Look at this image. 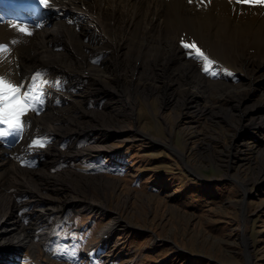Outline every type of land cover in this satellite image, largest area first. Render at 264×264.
I'll return each mask as SVG.
<instances>
[{
    "label": "rangeland",
    "instance_id": "rangeland-1",
    "mask_svg": "<svg viewBox=\"0 0 264 264\" xmlns=\"http://www.w3.org/2000/svg\"><path fill=\"white\" fill-rule=\"evenodd\" d=\"M67 1L49 0L47 7ZM103 1L108 8L112 6V1ZM213 1L193 0L190 4L188 0H181L185 9L174 12L164 1L154 5L159 8V18L152 22L139 20L144 13V7H139L134 20L138 24L131 22L125 26L138 28L147 24L151 33L144 39L150 43L159 31L163 35L160 41L188 34L182 40L194 42L203 51L213 62L209 68L215 75L205 74L203 62L191 58L181 46V40H169L181 50L174 54L182 57V62L192 61V69L203 75L202 85L197 88L184 77L179 79L173 74L178 70L177 64L170 65L174 62L169 64L164 54L150 56L151 49L140 43L139 38L118 37L114 30L109 33V26L105 24L103 29L112 36L118 49L141 54V59L138 63L133 57L122 61L118 53L117 59H112L108 68L102 69H111L107 76L92 75L98 77L100 90L94 97L98 99L97 104L89 103V106L84 103L85 92L80 89L81 85L75 83L79 76L63 63L70 55L60 38L78 34L77 44H72L70 50L78 55L73 59L77 64L86 65L90 56L87 58L82 43L91 26L80 23L66 29L61 25L55 28L57 21L68 24L65 18L72 17L71 12L68 10V15L62 12L57 19L51 17L54 21L48 23L51 19L42 10L43 6L34 15L19 6L17 15H8L6 21H0V24L5 23L0 28H7L18 24L15 19L23 20L19 25L31 32V35L21 33L14 26L1 34L0 44L8 39L12 41L8 44L11 52L0 61V75L27 87L33 73H43L39 64L46 61L48 65L43 70L51 82L39 114L28 111L21 117L22 134L13 135L8 129L0 138V153L9 147L11 151L6 156L10 162L7 167L11 166L7 171L13 173V166H18L20 172L44 167L46 175L72 174L74 195L79 191L78 185L84 182L87 202L97 204L96 209L84 210L70 205L71 202H67V206L60 203V208L47 216L50 217L47 223L57 227V241L48 248L55 251L49 252L46 245L38 242L33 249L30 246L14 249L16 257L18 252L26 253L23 264H264V124L250 125L257 119V113H246V109L253 108L258 99L264 97V35L258 42L251 40L256 26H249L241 19L244 14L251 18L261 6L249 7L237 4L236 0H225L230 2L227 6L233 13L226 10L227 22H224L211 13ZM32 3L40 5L39 0ZM94 8L88 10L99 16ZM8 9L1 4L0 14L15 11ZM80 9L83 10L81 5ZM121 12L122 7L117 5L114 11L103 10L101 16L105 22L111 18L115 21ZM86 21L84 19V23ZM243 26L248 29L244 31ZM51 28L55 30L48 32ZM61 28L66 32H60ZM93 28L97 33L100 30L98 25ZM196 30L202 31L200 41ZM33 51L39 52L40 61L33 59ZM241 54L254 59L246 60ZM91 59L95 65L102 60L95 55ZM5 61L9 63L7 69L2 64ZM155 63H166L169 67H155ZM136 64H150L149 73L147 69L141 71L140 67L133 74ZM159 77L173 84L164 91ZM131 79L134 84L139 83L136 90L127 84ZM56 81L60 82L59 89L55 87ZM149 83L154 86L151 90L146 89ZM121 88L125 100L117 97ZM197 89L190 99V91ZM50 106L57 109L49 112ZM87 107L95 111V118L85 116ZM119 110L124 113L120 114ZM45 112L57 121L53 131L48 132L42 120L34 121ZM29 115L33 118L29 119ZM65 118L69 119L63 122ZM91 118L97 119L90 122L91 135L77 132L78 123ZM37 137L46 138L45 146L29 147ZM76 145L83 149V154L75 155ZM90 146L93 151L87 149ZM166 177L168 183L163 181ZM192 178L205 185L193 186L192 191L187 192V186L194 184ZM6 192L19 199L23 208L20 212L24 213L22 188L12 185ZM52 201L54 199L46 198L39 205ZM5 207L9 208L8 203ZM111 224L114 228H108ZM7 227H1L2 231ZM106 228L108 234L104 232ZM2 249L5 251V243L0 244ZM9 254L12 253L4 255Z\"/></svg>",
    "mask_w": 264,
    "mask_h": 264
},
{
    "label": "bare ground",
    "instance_id": "bare-ground-1",
    "mask_svg": "<svg viewBox=\"0 0 264 264\" xmlns=\"http://www.w3.org/2000/svg\"><path fill=\"white\" fill-rule=\"evenodd\" d=\"M13 1H16V2H13ZM32 1L33 0H0V6L2 4L4 8L15 10L14 12H10V13L8 11L7 14H0V21L2 22H4V20L6 21L7 20L6 17L8 15L9 16L17 15L19 13V9H18L19 6H22V10L30 12L34 15L36 11L39 10V8L42 6L32 3ZM96 1L98 3L90 1V0H87L85 2H82V0H79V1L69 0L65 4H61V5L54 4L52 5L51 8L45 7V6L42 7V10L47 12L49 19H51L47 21L48 23H51L54 21V19H52L51 17L55 18L56 16L60 15L62 12L68 15V10L71 12L70 15L72 17L65 18V20L68 19V24L65 23L63 20L57 21L54 26L55 28L61 25L62 27H64V29H66L67 27H72L73 25L80 24V23H83V25H86V26H91L89 29L90 31L87 32V34L85 35L84 41L82 43V46L85 47V50L87 52V58L88 56H90L89 63H87L86 65L85 64L83 65L82 63L77 64L76 61L73 59L78 58V55L75 53L74 50H70V47H73L72 44L74 45L77 44L76 41L78 38V34H76L72 38L71 37L68 38L67 36L60 38V41L67 46L68 50L66 51L70 55V58L63 61V63H65L67 66L70 67L69 68L70 72L74 73L75 76H79L75 79V83L81 85L80 89L85 92L84 103H86L88 106H89V103L91 105L97 104L98 99L94 97H96L98 90H100V88L97 87L98 83L96 82V80L98 79V77L102 78V77L107 76V74H109L108 72H110L111 69L110 71L102 70V69L108 68L109 66L108 62H111L112 59H117L118 53H119V58L120 59L122 58L121 59L122 61H124L125 58L133 57V58H137V63H138L139 58L141 57V54L139 55L131 54L129 52H125V51L123 52L122 50L118 49L116 44H114V40L112 36L110 34L109 35L106 34L105 30L103 29L105 24L109 26V33H111V31L114 30V34L118 37L124 36V37H135L137 39L139 38L141 40L140 43H143L144 46H149V49H151V54H149L150 56L154 57V56L161 55L162 57L164 54L167 57V60H169L168 61L169 64L170 62H174L173 64H170V65L177 64L176 69L178 70H174L173 74H177L179 79H181V77L182 78L184 77L189 82L195 84L197 88L199 85L200 86L202 85L201 83L203 82V79H202L203 75L200 74L198 71L192 69L191 67L192 61L190 60L191 62L189 61L182 62V57L176 56L174 54L175 51L176 53L179 54L181 50L179 51L178 49H176L172 45V43L169 42L170 39L169 40L164 39L163 41H160L161 40L160 37L163 36L161 31L158 32V36L156 37V39H153V41L150 43L149 41L144 39L145 37H147L148 34L151 33V31H149V29L147 28V24L138 26V28H133L132 26H129L128 28L127 26H125L126 23H131V22H136L138 24V22L134 20L137 19L136 18L137 15H135V12L137 13L139 7H142V8L144 7L143 18H140L139 20L141 21V20L150 19V22H152V20L159 18L158 17L159 8H157L154 5H158L164 1H167L168 9L169 10L171 9L174 12L175 10H180L181 8L185 9V6L181 2V0H110L112 1V6L109 8L105 5L103 0H96ZM23 2L28 3V5H30L31 7L26 5ZM228 3L230 2H227L225 0L224 1L214 0L212 3L211 13H214L217 17L224 19V22H227L226 16L228 15L226 14L225 11L228 10L230 14L233 13V10L231 8H228L227 6ZM80 5L83 10L80 9L79 11ZM117 5H120L122 7V12L118 14L119 15L118 18H116L115 21L113 18H111L107 20V22H105V20L103 19V16H101V12L103 10L114 11ZM11 6H15V8H10ZM66 6H69L70 8L67 9ZM89 7H95L97 9L96 11L99 13V16L95 14L96 12H93L94 14H92L91 11L88 10ZM128 10L131 11L130 15L127 14ZM257 11L260 13H258ZM186 13L190 15L189 12H186ZM261 13H264V7H260L259 9H256V11L252 14L254 16H251V18L247 17L245 14L241 17L244 23H247L249 26H256L254 33L252 34V36H250V39L255 42H258L259 41L258 39L264 35V18L263 19L261 18ZM220 14L224 15V17H222ZM55 19H57V17ZM84 19H87L86 23H84ZM29 20L35 21L37 19L32 17ZM14 21L18 24L23 22V20L19 21L18 19H15ZM4 24H0V25H4ZM95 25L96 26L98 25V27L100 28V30L98 29L99 30L98 33L93 28L95 27ZM151 25L152 23H149V26ZM8 27H14V26L10 24ZM8 27L0 28V43H1V38H2L1 34L4 31H6ZM242 28H244V31L246 30L245 28L248 29V27L246 26H243ZM64 29L61 28L59 29V31L61 30L63 33H65L66 31ZM54 30H55L54 28H51V29H48V32H51ZM182 31L186 32V30H182ZM201 32H202L201 30H196L199 41H200ZM187 36L188 34L182 35L181 37L174 35L171 37V40L172 42L176 40L180 41L182 39H185ZM11 41H12L11 39H8L3 44L8 45L9 42ZM93 55L100 56V59L102 60L99 62V64L95 65L93 63L91 59ZM241 55L246 60L254 59V57L251 55H244V54H241ZM150 56L148 58H150ZM32 57L36 61L41 60V56L38 51H33ZM61 59H64V58L61 57ZM55 62H58V61L55 60ZM2 64L6 69L9 67V63H7L6 61L3 62ZM139 64H141V62ZM47 65L48 63L46 61H42L39 64V68L40 66H42L41 67L42 72L45 74L46 79L50 78V76L45 72V70H43V68H45ZM149 65L150 64H147V65L144 64L142 66H138L136 64L134 68L136 69L135 70L136 72L133 73V71L131 70L130 71L131 73L135 74L137 73L139 68L142 67L141 71H146L147 69L146 72L149 73V70H148ZM155 67H161V68L166 69L169 67V65H166V63H160V64L155 63ZM151 72L153 73V70ZM92 75L94 76L97 75L98 77H92ZM28 76L30 77V74L27 75V78H26L27 83H29ZM161 77H159V80L161 82L160 85L163 87V90L165 91L169 89V87L173 84L172 83L173 81L165 80V78L162 79ZM132 79L128 81L127 84H131L133 87H135V90H136L137 88L136 85H138L139 83L134 84ZM152 88H154L153 83H149L146 85V89L151 90ZM197 91L198 89L196 91H193V90L190 91V97H191L190 99L193 98V96L197 93ZM119 96L123 99L125 98L124 95H122V88L120 89L119 92H117V97ZM55 99L60 101L61 98L56 96ZM254 105L255 106L253 108L246 109V113L247 112L257 113V119L253 120L252 123H250V125L262 126L264 124V116H263L264 115V97H260V99H258L256 104ZM48 108H50V110L48 109L49 112H54L57 109L56 107H53V106H50ZM88 109L89 108L87 107L85 116L87 115L88 117L95 118L94 117L96 116L95 111H89ZM49 112H45L42 115H40L38 118L36 117L34 118V121L42 120L41 121L42 126L45 125L46 126L45 129L48 132L53 131L57 123V121L54 118H52V115ZM118 112L120 114L124 113V112L121 113V110H119ZM31 118L33 117L29 115V119ZM92 118L86 119L85 121L83 120V122L78 123L80 128L77 130V132H81V133L83 132V134L91 135L92 133L91 131L93 127H92V124H90V122L91 120L92 121L97 120V119H92ZM100 118H103V117H100ZM68 119L67 118L63 119V122ZM100 125L104 126L103 124H100ZM9 148L8 149L4 148L6 149L4 150L5 152L0 153V244L5 243V251L3 249L0 250V258H3L4 254L7 252L13 254L14 249L16 250V249L23 248L26 246L27 247L30 246L33 249L35 246H37L36 244L37 242L46 245L48 249L51 246V244L54 243V241H57L58 234H56V229H57L56 224L51 225L50 223H47L48 219L50 218V217L48 218L47 216L56 212L57 207L60 208V205H59L60 203L61 205L67 206V202L69 204L71 202L70 205L79 206L81 209H84V210L85 209L93 210L97 208V204H95L94 202H91V203L87 202V198L84 195L85 190L83 189L84 182L78 185L80 186V188L78 189L79 191L77 195H74L75 190L71 188V185L74 184V181H73L74 176L72 174L70 175L66 174L64 176H57V174H55L54 176L46 175V173L44 172L46 170H43L44 167H41L39 169L32 170V171L20 172L18 171L19 170L17 166L18 164L16 165L17 168L14 166L12 167V169L14 170L13 173L8 172L7 169L11 168V166L7 167L6 165L7 162L10 163L9 160L8 161L6 160V156L11 152L9 151ZM74 149H76V151H74L76 156L80 155V152L83 154V149L78 147V145H76ZM87 149L89 151L94 150L93 146L87 147ZM52 161H53V158H52ZM38 176H40L41 178H39ZM12 185L20 186L22 188L23 195L25 196L24 205L26 206L25 208L26 211L24 213L20 212V210H23V208L19 204V199H16V196H13L12 194H9L8 192H6L7 187L12 186ZM61 196H68L70 198L67 197L68 199L67 198L62 199ZM59 197H61V199H59ZM46 198L54 199V201L39 205ZM88 199L93 201V199L91 198H88ZM7 203H8L9 208L6 209L5 204ZM11 224L12 225L14 224L12 228L9 227ZM15 225H18V227H16ZM4 226H8L7 227L8 229L6 231H2L1 229V227H4ZM110 227H112V224L108 228ZM108 228H106L104 232L107 233ZM48 251L52 252L53 250L51 251L48 249Z\"/></svg>",
    "mask_w": 264,
    "mask_h": 264
},
{
    "label": "snow or ice",
    "instance_id": "snow-or-ice-1",
    "mask_svg": "<svg viewBox=\"0 0 264 264\" xmlns=\"http://www.w3.org/2000/svg\"><path fill=\"white\" fill-rule=\"evenodd\" d=\"M203 2V0H201ZM188 3H193V0H188ZM237 4L248 5L249 7H264V0H236ZM41 6L47 7L49 0H39ZM71 22V21H69ZM21 33L31 35V32L25 26L19 24L14 25ZM15 43V41H13ZM181 46L188 51L191 58L202 61L204 64L203 71L205 74L215 75L209 68L213 63L199 47L193 43H185L181 40ZM11 49L7 44H0V61L6 58V54L10 53ZM195 53V55H192ZM49 82L45 78V74L39 71L33 73L30 81V86H25L23 83L17 85L0 75V125H5L7 128L0 127V138L7 134L10 129L13 135H20L23 132L24 122L21 117L28 111H35L39 114L45 97L47 95L46 88ZM55 87L59 89L60 82H55ZM45 137L34 138L29 147L42 148L45 146Z\"/></svg>",
    "mask_w": 264,
    "mask_h": 264
},
{
    "label": "trees",
    "instance_id": "trees-1",
    "mask_svg": "<svg viewBox=\"0 0 264 264\" xmlns=\"http://www.w3.org/2000/svg\"><path fill=\"white\" fill-rule=\"evenodd\" d=\"M167 178L168 177H166V178H164V180L163 181H167L166 183H168V180H167ZM192 180L194 181V184L193 185H189V186H187L188 188H187V192H190V191H192V189H193V186H197V187H199V188H201L202 186H204L205 185V183H202V182H199V181H197L196 180V178H192Z\"/></svg>",
    "mask_w": 264,
    "mask_h": 264
}]
</instances>
